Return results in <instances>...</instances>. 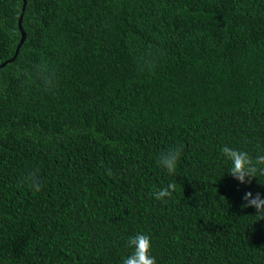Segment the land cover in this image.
Here are the masks:
<instances>
[{"label":"trees","instance_id":"obj_1","mask_svg":"<svg viewBox=\"0 0 264 264\" xmlns=\"http://www.w3.org/2000/svg\"><path fill=\"white\" fill-rule=\"evenodd\" d=\"M23 0H0V65ZM0 69V264H264L220 149L264 153V0H26ZM178 150L174 172L160 164ZM169 184L164 200L154 193Z\"/></svg>","mask_w":264,"mask_h":264},{"label":"clouds","instance_id":"obj_2","mask_svg":"<svg viewBox=\"0 0 264 264\" xmlns=\"http://www.w3.org/2000/svg\"><path fill=\"white\" fill-rule=\"evenodd\" d=\"M220 152L224 160L229 164L226 172L240 184H250L252 178H257L258 172L264 173V153L257 154L253 158L247 151L239 150L225 144ZM180 156L178 150H170L160 157L161 166L169 173L175 171ZM173 185L169 184L154 193V198L164 200L169 197ZM242 209L253 208L258 220L264 219V195L257 192L246 191L242 197ZM129 254L122 259V264H156V258L151 253V239L147 234L137 233L129 236L126 241Z\"/></svg>","mask_w":264,"mask_h":264},{"label":"water","instance_id":"obj_3","mask_svg":"<svg viewBox=\"0 0 264 264\" xmlns=\"http://www.w3.org/2000/svg\"><path fill=\"white\" fill-rule=\"evenodd\" d=\"M25 6H26V0H23L22 12H21V15H20V17H19V19H18V27H19V30H20V32H21V39H20L19 45H18L17 48H16V51H15L14 56H13L11 59H9V60L3 62V63L0 65V69H2L3 67H5L8 63H11L12 61H14V59L16 58V56H17V54H18V52H19V49H20L21 45H22L23 42H24V39H25V33H24L23 29H22V19H23V13H24V10H25Z\"/></svg>","mask_w":264,"mask_h":264}]
</instances>
